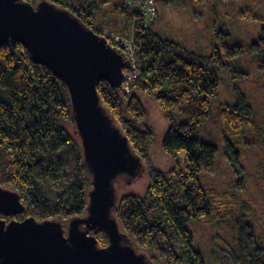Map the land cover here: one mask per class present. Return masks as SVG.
I'll return each mask as SVG.
<instances>
[{"label": "trees", "instance_id": "1", "mask_svg": "<svg viewBox=\"0 0 264 264\" xmlns=\"http://www.w3.org/2000/svg\"><path fill=\"white\" fill-rule=\"evenodd\" d=\"M23 1L37 4V0ZM68 1L48 0L72 12L98 35L105 30L113 32L107 26L95 25L100 4L72 5L71 0L69 5ZM100 1L102 5L114 2L128 15L133 31L116 33L133 35L140 47L137 57L141 71L131 82L129 94L106 81L98 84L97 92L149 177L145 195L120 199L114 216L129 243L149 253L153 264H205L188 225L202 217L223 222V217L218 219L216 196L200 177L203 171L210 174L216 170L218 149L194 137L209 120L211 104L220 91V73L236 72L228 59L243 54L242 47L225 44V55L217 47L212 55H202L156 34V23L145 28L139 14H130L123 0ZM249 50L264 65V28ZM142 97L154 100L169 123L163 153L172 160H176L177 153H186L185 167L176 164L164 173L152 166L148 150L156 135L146 125L148 113ZM252 115L253 107L244 97L223 110L224 124L232 132L249 126ZM225 156L234 166L238 163L239 154L233 144L226 145ZM0 186L19 194L26 207V213L17 220H60L65 228L70 219L86 215L92 188L80 138L75 133L69 93L53 72L33 62L30 52L20 44L16 48L0 47ZM0 219L11 220L1 215ZM96 236L101 248L109 245L105 233ZM239 238L249 264H264V251L253 227H242Z\"/></svg>", "mask_w": 264, "mask_h": 264}, {"label": "water", "instance_id": "2", "mask_svg": "<svg viewBox=\"0 0 264 264\" xmlns=\"http://www.w3.org/2000/svg\"><path fill=\"white\" fill-rule=\"evenodd\" d=\"M18 44L65 85L92 188L86 215L70 219L65 228L60 220H17L26 207L19 194L0 186V215L11 218L0 219V264H153L129 243L113 211L114 182L143 170L97 92L102 81L121 88L124 58L63 7L0 0V47ZM97 233L107 235V247L98 245Z\"/></svg>", "mask_w": 264, "mask_h": 264}, {"label": "rangeland", "instance_id": "3", "mask_svg": "<svg viewBox=\"0 0 264 264\" xmlns=\"http://www.w3.org/2000/svg\"><path fill=\"white\" fill-rule=\"evenodd\" d=\"M41 1L48 2L37 0V4ZM68 2L70 5L71 0ZM92 2L100 4L95 25L107 26L113 33L133 31L128 15L117 9L114 2L102 5L100 0H72V5ZM158 12L155 31L191 51L209 56L217 47L225 55V44L242 47L243 54L228 59L236 72L220 73V91L211 104L209 120L197 129L194 137L218 149L216 170L210 174L203 171L200 177L216 196L221 214L218 219L223 217V222L202 217L190 222L188 230L205 264H249L239 245L242 227L246 224L253 227L264 251V65L249 50L264 28V0H174L169 4L160 2ZM225 24V28L218 30L219 38L222 35L223 38L215 37L217 27ZM209 39L214 44L211 49ZM241 97L253 107L251 124L242 131L234 129L232 132L224 124L223 110L228 105L235 106ZM142 101L148 113L146 125L156 135L148 150L152 166L164 173L176 168V164L185 167L186 153H177L176 160L163 153L169 123L155 101L146 97H142ZM230 143L239 154L235 166L225 156L226 145ZM148 185L146 170H133L122 176L114 182L118 202L125 196H144ZM137 250L150 257L149 253Z\"/></svg>", "mask_w": 264, "mask_h": 264}, {"label": "built area", "instance_id": "4", "mask_svg": "<svg viewBox=\"0 0 264 264\" xmlns=\"http://www.w3.org/2000/svg\"><path fill=\"white\" fill-rule=\"evenodd\" d=\"M122 3L130 14H139L142 24L147 29L154 25L153 23L158 18L159 0H123ZM99 36L106 40L107 44L124 58L126 65L125 80L120 89L129 94L131 82L139 76L141 71L137 57L140 47L136 45L133 37L115 35L108 30L102 32Z\"/></svg>", "mask_w": 264, "mask_h": 264}, {"label": "crops", "instance_id": "5", "mask_svg": "<svg viewBox=\"0 0 264 264\" xmlns=\"http://www.w3.org/2000/svg\"><path fill=\"white\" fill-rule=\"evenodd\" d=\"M161 1V4H169V3H172L173 1H171V0H169V1H167V0H160ZM216 13V12H215ZM158 21V20H157ZM157 21L156 22H154V23H156L157 24ZM155 24V25H156ZM155 25L153 26V31L156 33V34H160V33H157L156 31H155ZM226 27V24L225 25H223V26H218L217 27V29L214 31V33H215V37H218L219 38V33H218V30L220 29V28H225ZM108 29V28H107ZM228 31H229V29H228ZM229 33H231V31H229ZM161 35V34H160ZM161 36H163V35H161ZM220 39V38H219ZM175 41V40H174ZM211 41H212V39H209V44H210V49L212 48V46L214 45V44H212L211 43ZM200 54V53H199Z\"/></svg>", "mask_w": 264, "mask_h": 264}]
</instances>
